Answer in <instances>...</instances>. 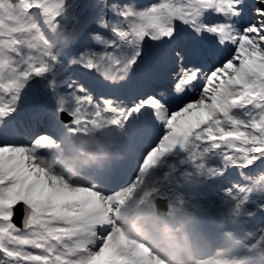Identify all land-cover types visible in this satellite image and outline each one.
Listing matches in <instances>:
<instances>
[{"label": "snow or ice", "instance_id": "obj_1", "mask_svg": "<svg viewBox=\"0 0 264 264\" xmlns=\"http://www.w3.org/2000/svg\"><path fill=\"white\" fill-rule=\"evenodd\" d=\"M117 12L112 31L133 45L131 52L85 49L72 60L122 84L124 98L95 97L69 83L56 112L71 119L53 114L56 136L40 133L25 143L0 134V264H166L120 225L127 202L156 204L145 183L149 166L190 138L222 147L244 167L264 157V0H152ZM83 28L65 0H0L6 128L15 130L7 114L25 79L51 67ZM57 33L65 38L53 44ZM118 41L102 43L118 47ZM234 105L251 106L246 118L231 116ZM92 128L117 132L126 155L92 180L74 183L57 171L56 151ZM141 145L144 154L136 151ZM133 158L135 176L125 181L118 166ZM257 183L264 185V174L238 188L246 192Z\"/></svg>", "mask_w": 264, "mask_h": 264}, {"label": "rangeland", "instance_id": "obj_2", "mask_svg": "<svg viewBox=\"0 0 264 264\" xmlns=\"http://www.w3.org/2000/svg\"><path fill=\"white\" fill-rule=\"evenodd\" d=\"M151 2L152 0H65L67 10L73 14L74 18L84 25L83 31L77 41L70 44L63 51L57 53V61L54 62L51 67L45 72L37 73V79L27 83L24 82L21 86L18 92V98L14 101V111L7 114L13 118L16 126L20 124L18 126L20 130H30L34 132L33 135L30 136L31 138L41 133L37 132V130H45L47 134L56 136L55 126L50 119H52L54 113L59 116L56 112L58 97L68 92L67 85L69 83L83 85V88L95 97L101 95H115L117 98H124L122 84L105 80L98 72L91 69L86 70L82 65L73 61L72 58L78 56L79 53L85 49L95 51L111 50L117 52V54L121 52L129 54L133 45L126 41H118L116 34L112 31L111 22L118 18L117 9L123 5L131 4L135 8H143ZM102 18L108 21L107 25L99 23ZM94 33H98L102 40H117L118 47H114L111 44H103L102 40H97L95 38ZM64 38L65 34L57 33L52 43L56 44L58 41L64 40ZM51 103L55 104V111L52 110L53 105ZM19 104L24 110L28 107V110L23 113L18 112L22 110ZM39 107L45 108L46 113L44 114L41 112ZM250 107V105H234L230 109V114L233 118L244 119ZM47 121L49 123H47ZM5 131H7L9 135H13V130L10 127L6 128L2 117H0V134H4ZM14 131H16V129ZM48 131L50 132L48 133ZM87 132H81L76 135ZM96 135L100 136L105 142H114L121 138L117 132L111 129H99V133ZM74 136L68 141L73 147ZM31 138L28 141L22 138L19 140L28 143L31 141ZM122 141L124 140L122 139ZM182 146L183 144L178 148H173L172 151L176 153L179 148H184ZM125 148L126 145L124 142V149ZM113 149L115 150L116 148ZM138 149L141 150L143 148L140 146ZM58 150L60 151L62 148L59 147ZM182 151L185 152L179 154V158L177 159L169 156L170 154H174L173 152H163L153 163L155 164L158 159L167 157L163 162L170 163L171 167L169 172L173 180V182H171L172 187L168 189L167 194L174 197L173 199L186 200L190 192L192 193L193 191H196L199 196L205 197V194L210 193L213 187V182L208 179L210 176V178L213 177V181L217 179L221 181L220 186L222 188L218 196L213 198V205H209L208 213L219 217L226 215L229 219L233 218L234 220L239 218L237 215L238 211H253L255 205L256 207H261V209H259L260 215L264 216V185L257 183L246 192L238 188V185L252 184L253 180L261 174H264V157L258 158V160L254 161L252 164L244 167L238 163L229 161L222 147L210 145L205 141H200L198 143L193 142L192 146L186 143V149ZM57 154L56 152V155ZM109 159H111V157ZM117 160H119V158H113L112 165ZM126 162L128 161H124L120 165L122 166ZM185 163L189 164L184 166ZM112 165L106 162L104 169ZM149 167H151V165ZM163 174L164 172H156L154 176ZM127 178L128 177L125 175L124 180L126 181ZM194 180L196 184L193 187H189L187 196L183 198L181 193L183 192V187H177L178 184L188 185L190 181ZM205 187L206 189H204ZM238 199L241 203L239 208H236V201ZM243 220H246V218L240 219V221ZM262 221V223L257 222L254 224L256 226L255 230H253L251 226L247 233H243V236L251 240L254 252L255 249L259 250L261 247L264 250V220ZM263 256L264 254H262V257Z\"/></svg>", "mask_w": 264, "mask_h": 264}, {"label": "clouds", "instance_id": "obj_3", "mask_svg": "<svg viewBox=\"0 0 264 264\" xmlns=\"http://www.w3.org/2000/svg\"><path fill=\"white\" fill-rule=\"evenodd\" d=\"M99 129L92 128L78 136V150L59 153L55 156L57 171L74 183L92 180L96 172L84 169L93 165H112L110 157L123 158L126 153L113 149L96 135ZM171 209L148 203L135 205L127 202L121 206L120 225L130 236L148 243L166 261V264H244V255L239 251L242 239L231 230L228 242H220L208 235L199 221L179 199H170Z\"/></svg>", "mask_w": 264, "mask_h": 264}, {"label": "bare ground", "instance_id": "obj_4", "mask_svg": "<svg viewBox=\"0 0 264 264\" xmlns=\"http://www.w3.org/2000/svg\"><path fill=\"white\" fill-rule=\"evenodd\" d=\"M52 105H53V107H52V110L53 111H55V108H56V106H55V104L54 103H51ZM51 105V106H52ZM19 114V113H18ZM51 121H52V119H50ZM47 123H49L48 121H47ZM46 124V123H45ZM20 124H18V126H19ZM17 126V127H18ZM19 128V127H18ZM186 142H187V140L183 143V146L182 147H184V148H179L178 149V151L175 153V152H173L172 151V149L173 148H178V147H180L182 144L180 143V142H177V143H175L172 147H170V148H168L164 153H170V152H173L174 153V156H175V158L174 159H176L178 156H179V154H182L184 151H182V150H184V149H186ZM111 147H113V148H118V150H120V151H125V149H124V141H122V139L120 138V140H115L114 142L112 141V142H107ZM190 144V143H189ZM61 148L62 149H66V152L67 153H69V152H75V151H77V149H74L73 148V146H71V143L70 142H68L67 144H64V145H62L61 146ZM142 148L143 149H141V150H138V148H137V153L138 154H142V152H144V151H146V149H145V147L144 146H142ZM188 149H191V148H188ZM59 153H63V150H60L59 151ZM113 158H115V157H111V160L113 159ZM167 159V157H163V158H161V159H158V161L154 164V165H152L151 167H149L147 170H146V173H145V183H146V185L148 186V187H150V183L155 179V178H157V176H159V175H157V176H154L155 175V173L156 172H158L159 171V169H157L158 168V166H161L163 163V161H165ZM136 163V160H135V158H133L132 159V161H128V162H126V163H124L122 166L121 165H119L118 166V168H119V171H120V175H126V173H128V172H131L132 170V172H131V175H130V177L127 179V181H130V179L133 177L134 178V175H135V172H136V168L135 167H132V164L133 163ZM264 168V167H263ZM169 171V169L167 170V171H163L164 172V176L163 177H165V176H168L170 173L168 172ZM169 173V174H168ZM171 175V174H170ZM120 178H123V176H121ZM209 180H210V178H208ZM211 181V180H210ZM159 184L157 185V187L158 186H162L163 187V190H162V199H164L165 198V196H169L171 199L172 198H174V197H171V195H169V194H166V193H168V189L171 187V185H168V184H164L163 182H158ZM196 184V182H195V180L194 181H190L189 183H188V185L186 184V185H184V187H183V192H181L182 193V197L184 198L185 196H187V193H188V191H189V187H193L194 185ZM216 184V181H214L213 182V186ZM204 189H206V187L204 188ZM208 195V196H207ZM208 197L209 199L207 200V198H204L203 196H200V198L198 199H194V197L192 196V197H190V199L191 198H193V201H191V203L190 204H199V203H202L203 205H204V208H206L205 210H204V212H202L201 214H197V220L199 221V224H200V226H201V228L208 234V235H210V236H215V227H209V225H207L206 224V222H205V218H206V216H208V214L206 213L207 212V207L210 205H213V197L211 198V193H206L205 194V197ZM255 207V206H254ZM194 208V207H193ZM239 214V217H240V212L238 211L237 212V215ZM244 216H245V218H247V216H248V214L244 211ZM261 217H263L262 218V220H264V216L263 215H261ZM229 219V218H228ZM231 219L232 218H230L229 220H230V223H231V225L230 224H228L227 225V228H228V230H231L232 229V225L233 226H235V223L234 224H232V222H233V220H232V222H231ZM240 219H243L242 217H240ZM262 220H260V223H262L263 221ZM250 226H252L253 227V230H255V225H250ZM250 226H248V227H250ZM247 227V228H248ZM249 229H247L244 233H247V231H248ZM252 230V231H253ZM251 231V232H252ZM222 233H224V232H222ZM251 234V233H250ZM221 236V240H223L222 238H223V235L221 234L220 235ZM240 238L242 239V241H243V239H244V236H240ZM221 242V241H220ZM241 249V248H240ZM250 248H248V250H249ZM248 250H246V252L247 253H250ZM244 253H245V251H244ZM255 254H254V258H256V260H258V261H262L263 262V260H264V256L262 257V254H264V250H263V248L261 247V249H255V252H254ZM245 261L246 260H244V263H245ZM259 262V263H260Z\"/></svg>", "mask_w": 264, "mask_h": 264}, {"label": "water", "instance_id": "obj_5", "mask_svg": "<svg viewBox=\"0 0 264 264\" xmlns=\"http://www.w3.org/2000/svg\"><path fill=\"white\" fill-rule=\"evenodd\" d=\"M35 77H36V74L35 73H33V74H31L29 77H27L26 79H25V82H29V81H32V80H34L35 79ZM60 116H61V118H62V120H64V121H67V120H70L71 119V117L68 115V113L65 111V112H60ZM24 133H22L24 136H32L33 135V133L34 132H31L30 130L29 131H23ZM40 132H46L45 130H40ZM50 131H48V133H49ZM96 133H98V131L96 132ZM135 163V162H134ZM137 163V162H136ZM152 165H154V164H152ZM151 165V166H152ZM130 177V176H129ZM128 177V178H129ZM127 178V179H128ZM127 181V180H126Z\"/></svg>", "mask_w": 264, "mask_h": 264}]
</instances>
